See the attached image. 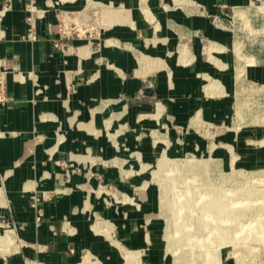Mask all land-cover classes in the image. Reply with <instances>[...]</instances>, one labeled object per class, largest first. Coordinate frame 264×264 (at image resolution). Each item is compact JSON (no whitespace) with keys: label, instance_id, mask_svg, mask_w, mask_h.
<instances>
[{"label":"crops","instance_id":"obj_1","mask_svg":"<svg viewBox=\"0 0 264 264\" xmlns=\"http://www.w3.org/2000/svg\"><path fill=\"white\" fill-rule=\"evenodd\" d=\"M242 1L0 0V264H163L148 168L227 140Z\"/></svg>","mask_w":264,"mask_h":264},{"label":"rangeland","instance_id":"obj_2","mask_svg":"<svg viewBox=\"0 0 264 264\" xmlns=\"http://www.w3.org/2000/svg\"><path fill=\"white\" fill-rule=\"evenodd\" d=\"M253 5L254 8H261L264 6V4L260 3H254ZM91 7L92 6L89 5L85 8L75 20L68 14V16L62 14V16H60L61 21L58 22V28L62 30V32H69L76 37L78 35L82 40L89 41L91 39V32L94 31L99 24V21L97 20L98 17L93 15V13L98 11L96 8L92 11ZM238 7L240 6H236L230 11L228 20L224 24L227 31L232 36V47L230 51L235 60L234 95L232 99L228 101L230 104L229 116L226 124L221 129L227 140L221 142L224 144H211V148L200 153H189L180 156H169L166 153L163 154H166V156L171 158L174 162L177 160L184 163L189 162L192 166L198 167L205 161L219 160L222 163V177H231L235 181H238L236 182V185L240 184V178L243 184V190L238 193V196L236 197L242 203L240 204L241 206H238V210L239 213L243 215L242 222L245 223L243 226L244 229L239 230L236 233L232 232V230H222L220 236L227 235L229 237V239L227 237L225 242L218 240L215 243L208 244L209 232L205 228L199 230L201 232V241L193 239L186 240L184 237L185 240H182L183 238L178 234L179 225L177 221H180L179 218H191L190 221H187L186 232H190L194 236L198 231V227L201 225L199 222L203 218V214L200 208H196L192 210L194 213H191V215L188 214V211L182 215H178V211L171 201L173 202L177 194L186 195L188 186L185 187V185L187 184V181L184 177L175 174L167 176V174L164 175L161 173L159 175V166L164 156L162 154L158 163L153 167L148 168L147 190L149 192H154L157 197V203L155 204L157 207L156 213L158 214L157 220L161 222L163 226V264H177L174 261L173 253L168 247L169 241L166 239L168 234L172 236V239L173 237H176L178 240L177 243H186V241L190 242L191 244H188L194 246L190 250L193 254L197 251L202 252V254L209 251L210 255H208V260L206 262L202 261L199 264H264V179L261 181L255 180L258 173L264 175V109L261 107L259 110L257 108L259 107V104L257 103L255 107H250L247 104V100L246 104L243 106L244 108L239 107V100L237 99L238 94L245 96L251 88L262 90L260 93L264 96V62L256 64L253 59L251 62H247V64L244 63V60L243 63L236 62L237 37L234 16ZM259 28L261 31L264 29V22L259 24ZM239 71H244L245 74H239L241 73ZM240 81L248 83L247 85L251 88L243 83V85L237 89L238 82ZM256 113L257 115H255ZM206 130L210 141L216 143L219 130L217 126L213 125L206 128ZM231 164H233V167H231ZM163 176L165 177L164 183H166L165 185L168 188L167 194L170 199L168 203L162 202L161 197L163 194H166V192L163 189L164 187L158 185L156 181L161 177L164 178ZM168 178L170 180L180 178V184L169 185V182L166 181ZM227 187H231V184H228ZM189 191H192V189ZM2 203L3 201L0 200V204ZM252 208H254L255 211H258V216H256V218L250 216V210H252ZM1 222L4 223L3 219H1ZM200 228L201 227H199V229ZM249 235H253V238L246 239ZM13 241L12 232L9 230L6 231L4 235H0V253L10 250L7 247L11 245V242ZM203 244L205 246L201 247ZM97 264L101 263L98 262Z\"/></svg>","mask_w":264,"mask_h":264},{"label":"bare ground","instance_id":"obj_3","mask_svg":"<svg viewBox=\"0 0 264 264\" xmlns=\"http://www.w3.org/2000/svg\"><path fill=\"white\" fill-rule=\"evenodd\" d=\"M234 21L236 23L237 37L236 62L243 63L244 60V63L247 64V62H251L252 59L256 64L264 62V29L261 31L259 28V24L264 22V6L261 8H254V5L252 2H250V0H243L240 7H238V9L235 11ZM239 74L243 75L245 73L242 71ZM243 83L244 82L242 81L238 82L237 89L241 87ZM244 84L249 87V85H247L248 83ZM261 91L262 90L260 89L251 88L250 91L248 90V93L245 96L238 94L237 99L239 100V107L244 108L243 106L246 104L247 100V104L250 107H255L257 103L259 104V107H257L259 110L261 107L264 109V96H262L260 93ZM255 115H257V113ZM159 167L160 170L159 172L157 171L159 175L161 173L164 175L167 174V176L170 174H175L177 176L184 177V179L187 181V184L185 185V187L188 186L186 195L177 194L173 202L171 201L178 211V215H182L187 211L188 214L191 215V213H194L192 210L196 208H200L203 214V218L199 222L201 224L199 227L201 228L199 229L198 227V231L196 234H194V236L192 233L186 232L187 221H190L191 218H179L180 221H177L179 225L178 234L182 238L184 237L186 240L193 239L201 241V232L199 230H203L205 228L209 232L208 244L215 243L218 240L225 242L228 236H220V232L222 230H232V232L236 233L239 230L244 229L243 226L245 223L242 222L243 215L239 213L238 210V206H241L240 204L242 203L236 197L238 196V193L242 192L243 190L242 181L239 178L240 184L236 185V182L238 181H235L231 177H222L221 161L208 160L201 163L198 167L192 166L189 162L184 163L179 160L174 162L165 154ZM231 167H233V164H231ZM263 179L264 175L262 173H258L255 177L256 181H261ZM156 181L158 185L164 187L163 189L166 192V194H163L161 197L162 202L168 203L170 199L168 198L169 195L167 194L168 188L165 185L166 183H164L165 177H161ZM166 181L169 182V185L180 184V178L171 180L168 178ZM228 184H231V187H227ZM191 189L192 191H189ZM250 211V216L252 218H256V216H258V211H255L254 208H252ZM171 237L172 236L168 234L166 239L169 241L168 247L173 253L174 261L177 264H199L202 261L206 262L208 260V255H210L209 251L205 252L204 254H202L200 251H197L195 254H193L190 252V250L194 246H190V242L186 241V243H177V238L173 237L172 239ZM184 238L182 240H185ZM248 238H253V235H249L246 239ZM203 246L205 245L203 244L201 247Z\"/></svg>","mask_w":264,"mask_h":264},{"label":"built area","instance_id":"obj_4","mask_svg":"<svg viewBox=\"0 0 264 264\" xmlns=\"http://www.w3.org/2000/svg\"><path fill=\"white\" fill-rule=\"evenodd\" d=\"M35 9L33 4H30L28 6V10L33 13V10ZM33 19V17L31 16L29 18V21L31 22ZM29 40L35 41L37 39V36L34 33H30L28 36ZM5 82H4V78L2 76H0V101H5ZM71 253H74V250H71Z\"/></svg>","mask_w":264,"mask_h":264}]
</instances>
